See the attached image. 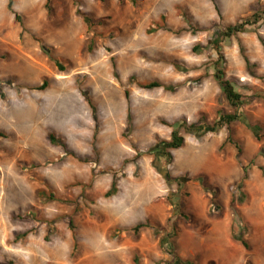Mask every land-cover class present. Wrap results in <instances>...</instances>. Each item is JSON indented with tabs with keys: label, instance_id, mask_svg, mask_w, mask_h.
Returning <instances> with one entry per match:
<instances>
[{
	"label": "rangeland",
	"instance_id": "1",
	"mask_svg": "<svg viewBox=\"0 0 264 264\" xmlns=\"http://www.w3.org/2000/svg\"><path fill=\"white\" fill-rule=\"evenodd\" d=\"M46 4L0 0V264H264V0ZM217 68L241 119L157 157L235 111Z\"/></svg>",
	"mask_w": 264,
	"mask_h": 264
},
{
	"label": "trees",
	"instance_id": "2",
	"mask_svg": "<svg viewBox=\"0 0 264 264\" xmlns=\"http://www.w3.org/2000/svg\"><path fill=\"white\" fill-rule=\"evenodd\" d=\"M50 1L51 0H47L46 7L48 9L50 7ZM16 19H19V15H16ZM262 20H263V16L261 13H256L253 16H250L248 18L240 19L236 24L231 25V26L227 27L225 30L219 32L220 33L219 42H221L223 39L231 38V37L237 35L238 33L245 32L247 30L248 26L257 25ZM85 21H88V19L86 18ZM219 42L214 44L215 49L219 48V45H220ZM263 43H264V39H263ZM215 77H216V79H217V81H218L229 105L235 111L232 113L221 114L219 119L216 120L212 124L200 122V123H191L188 125L187 123H183L182 125H180L174 129V131L172 132L170 140H162L157 144L156 148L154 149L155 150L154 153H156L157 157H163V158L167 159L168 161H171L172 160V151L183 147V145L185 143V137H184L182 132L196 133V134L216 133L224 127L229 128L233 123H235L241 119V114L239 111H240L241 107L245 104V101H244L242 94L237 92V90L235 89V85L231 81L226 79L225 73L221 68L216 69ZM48 84L49 83L46 80V81H44V83L41 86L37 87V89L44 90L48 87ZM142 87H144L146 89H154V88L163 87L167 90H174L173 86H166L160 82H151V83H147V84H142ZM129 118H130V114H129ZM250 127H251L252 131L254 132L255 136L257 138L260 137L261 128L259 126H251V125H250ZM49 139L53 144L62 145V146L66 145L65 141L63 139L58 138L54 134H51L49 136ZM229 141H230V138H229ZM166 177L169 178V174H167ZM178 182L180 185H182L181 180H178ZM116 192H117V185H116V182H114L111 190L106 194V196L111 197ZM179 210H180V207H178V213H179ZM71 225H72L71 227L73 228V223ZM148 226H149V224H147V223H140L134 229H135V231L138 232L140 229H142L144 227H148ZM27 236H28V232L19 235L18 238L21 239V238H25ZM236 238H238L245 247H247V248L249 247L248 243L243 238H241V237H236ZM176 259H177L176 263H178V264H180V263L193 264L190 261L182 260V258H180V257H177ZM10 264H14V263L10 262Z\"/></svg>",
	"mask_w": 264,
	"mask_h": 264
},
{
	"label": "bare ground",
	"instance_id": "3",
	"mask_svg": "<svg viewBox=\"0 0 264 264\" xmlns=\"http://www.w3.org/2000/svg\"><path fill=\"white\" fill-rule=\"evenodd\" d=\"M228 263V262H227ZM232 264V263H231Z\"/></svg>",
	"mask_w": 264,
	"mask_h": 264
}]
</instances>
